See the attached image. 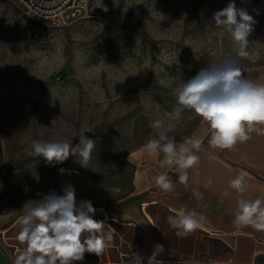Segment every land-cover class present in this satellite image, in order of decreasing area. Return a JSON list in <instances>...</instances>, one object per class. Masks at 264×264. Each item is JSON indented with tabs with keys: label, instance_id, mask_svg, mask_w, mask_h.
<instances>
[{
	"label": "rangeland",
	"instance_id": "374dc122",
	"mask_svg": "<svg viewBox=\"0 0 264 264\" xmlns=\"http://www.w3.org/2000/svg\"><path fill=\"white\" fill-rule=\"evenodd\" d=\"M230 2L255 21L252 59L237 57L230 35L213 14ZM227 57L248 78L264 81V0H90L89 14L64 28L28 16L17 0H0V132L7 163L33 180L66 185L78 172L125 189L129 155L156 139L161 120L178 144L205 123L185 110L168 117L176 88ZM95 141L82 167L74 156L49 164L32 153L34 140ZM65 171L62 173L60 169Z\"/></svg>",
	"mask_w": 264,
	"mask_h": 264
},
{
	"label": "crops",
	"instance_id": "0c3cea01",
	"mask_svg": "<svg viewBox=\"0 0 264 264\" xmlns=\"http://www.w3.org/2000/svg\"><path fill=\"white\" fill-rule=\"evenodd\" d=\"M209 137L210 129L203 123L187 141L202 142L199 151L193 149L199 161L187 170V184L179 182L174 165L161 166V153L149 150L129 155L133 174L125 189L101 183L87 172L74 174L66 184L74 187L77 203L90 201L96 209L93 218L104 221L105 234L112 236L100 256L86 252L74 264H137L134 254L148 264L156 244L164 246L156 255L162 264H264V231L233 225L238 194L228 183L245 174L246 198L264 197V135L252 133L231 150L211 148ZM160 174L171 176L172 191L156 185L154 177ZM51 184L47 178L33 180L18 174L8 165L0 132V264H14L15 256L27 246L18 239V219L43 195L53 190L62 194L65 185ZM197 191L200 197L194 195ZM181 208L204 217L186 236L177 235L168 221Z\"/></svg>",
	"mask_w": 264,
	"mask_h": 264
},
{
	"label": "clouds",
	"instance_id": "9594fccd",
	"mask_svg": "<svg viewBox=\"0 0 264 264\" xmlns=\"http://www.w3.org/2000/svg\"><path fill=\"white\" fill-rule=\"evenodd\" d=\"M213 19L215 25L230 35L236 56L252 59L247 49L255 23L253 17L230 2L224 9L215 12ZM175 94L177 106L168 114L169 119L180 118L185 110L201 118L210 129L207 143L213 149L231 150L238 142L248 140L252 133L264 135V83L245 76L233 57L206 66L187 80L181 78ZM150 126L157 130L158 138L147 140L145 147L161 153V166L174 165L179 182L187 184V170L199 161L193 149L199 151L202 142L194 140L191 147L186 143L178 144L167 134L171 131V124L165 129L159 119L152 121ZM85 132L88 131L80 132L79 143L75 146L66 140H34L31 143L32 153L42 156L49 164L63 163L71 155L86 168L95 141L86 137ZM60 171L63 173L65 170L61 168ZM154 180L163 191L174 189L169 174L157 175ZM228 183L238 194L233 225L264 231V197L246 198L245 174H238ZM194 195L200 197L202 194L197 191ZM95 211L88 200L77 203L71 184L62 188V194L53 190L43 195L17 221L20 228L18 239L27 246L15 256L14 264H74L82 261L86 252L100 256L109 247L112 236L105 234L104 221L93 218ZM203 219L201 214L183 208L168 217L169 224L177 229L180 236L195 231ZM163 251L164 246L156 244L148 264H162L156 260V255ZM134 255L137 264H142L143 258Z\"/></svg>",
	"mask_w": 264,
	"mask_h": 264
},
{
	"label": "built area",
	"instance_id": "2783aa9c",
	"mask_svg": "<svg viewBox=\"0 0 264 264\" xmlns=\"http://www.w3.org/2000/svg\"><path fill=\"white\" fill-rule=\"evenodd\" d=\"M25 13L38 22L54 28H64L85 19L90 0H17Z\"/></svg>",
	"mask_w": 264,
	"mask_h": 264
}]
</instances>
